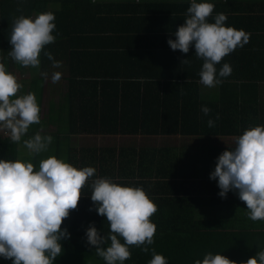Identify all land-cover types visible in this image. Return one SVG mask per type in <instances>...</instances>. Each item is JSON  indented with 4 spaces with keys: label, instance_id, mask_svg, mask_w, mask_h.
I'll list each match as a JSON object with an SVG mask.
<instances>
[{
    "label": "trees",
    "instance_id": "16d2710c",
    "mask_svg": "<svg viewBox=\"0 0 264 264\" xmlns=\"http://www.w3.org/2000/svg\"><path fill=\"white\" fill-rule=\"evenodd\" d=\"M231 2V0H227ZM214 4L209 22L218 13L228 19L226 26L250 33L242 48L225 56L232 72L219 77L218 97H205L209 87L201 85L203 61L195 55L172 50L168 40L184 23L191 0H0V63L14 75L30 73L21 83L20 94L34 93L45 130L56 129L55 156L60 135L66 143L65 160L77 168L91 166L93 177H108L118 183L141 186L157 205L151 221L156 225L149 252L131 246V259L124 264H149L152 249L168 264H194L212 252L232 260L245 261L264 250V220L253 221L237 192L221 198L217 180L210 179L217 157L216 135L242 134L264 125V9L256 3ZM247 1V0H246ZM199 2V0H198ZM51 12L56 25L55 41L45 46L66 71L64 85H50V61L44 51L40 67H23L9 57L13 19L21 14L35 17ZM187 59L188 63H181ZM58 69H61L58 68ZM47 71L48 78L41 76ZM46 105L41 112L44 83ZM212 94V93H211ZM202 106L211 109L208 115ZM217 116L219 117L217 119ZM214 126H208V120ZM40 132V128L32 133ZM183 136L191 144L162 146H69L72 135ZM71 145V144H70ZM63 153V154H64ZM18 158L17 144L0 134V159ZM91 180H89V185ZM86 185L77 209L62 224L70 233L61 241L63 249L54 264H106L87 243L86 230L94 222L101 235L110 231L100 216ZM91 208V210H90ZM123 243V239L121 238ZM110 245V241L105 245ZM0 264H12L0 257Z\"/></svg>",
    "mask_w": 264,
    "mask_h": 264
},
{
    "label": "clouds",
    "instance_id": "9594fccd",
    "mask_svg": "<svg viewBox=\"0 0 264 264\" xmlns=\"http://www.w3.org/2000/svg\"><path fill=\"white\" fill-rule=\"evenodd\" d=\"M214 7L210 0H191L184 23L174 32L175 39L167 41L172 50L185 54L194 46L196 57L203 61L200 82L209 88L222 82L217 75L227 77L232 72L229 63H224L218 73L216 65L250 40V33L226 26L228 17L222 12L215 15L214 22H209ZM54 20L51 12L14 17L9 57L23 67L38 69L41 52L56 39ZM44 55L52 61L53 69L62 67L51 52L44 51ZM40 74L48 78L47 71ZM60 79L61 72H52L53 84ZM22 87L16 75L0 63V128L7 130L11 141L18 145L29 127L40 122L35 94H20ZM201 111L208 115L211 109L202 106ZM208 126H214V120L209 119ZM52 141L51 135L36 132L22 144L28 155L34 157L48 151ZM233 143L234 148L227 147L217 157L210 179L217 180L221 198H226L230 190L237 192L247 206L249 218L264 220V125L246 128L234 137ZM95 172L94 167L77 168L55 155L41 159L38 169L22 156L15 160L0 159V257L10 259L12 264H54L63 249L61 241L70 237L62 224L77 209L89 180L93 207L100 216L106 217L110 227L107 235H101L94 222L87 228V243L94 246L95 254L106 264H124L131 259V246L143 245L142 250L149 252L147 245L154 243L156 232L151 217L157 205L143 187L118 183L108 177L93 179ZM109 241L110 245L105 247ZM151 252L149 264H168L155 249ZM194 264L238 262L220 253L208 252ZM239 264H264V250Z\"/></svg>",
    "mask_w": 264,
    "mask_h": 264
},
{
    "label": "rangeland",
    "instance_id": "374dc122",
    "mask_svg": "<svg viewBox=\"0 0 264 264\" xmlns=\"http://www.w3.org/2000/svg\"><path fill=\"white\" fill-rule=\"evenodd\" d=\"M18 81L20 83H29L30 80V73L25 72V73H17L16 75ZM44 106L46 105V99L43 102ZM36 128H40V133L42 135H50L49 132L53 131L54 128L51 127L50 125L48 128L49 130H45L41 125L39 124H33L29 127L28 133L22 138V141L24 139H29L31 136H33L35 133H32L33 131H36ZM0 134L4 137L9 136V133L7 130L0 128ZM60 143L58 147L61 148V152L58 154V158H63L65 159V153L64 151L66 150V143L68 140L62 138L64 136L60 135ZM53 137V136H52ZM219 138V135L217 136ZM230 138V139H229ZM234 138V137H233ZM21 143L18 145L17 143V151H18V158L21 156L25 160H31L33 162L35 168L38 169L39 167V162L41 159L47 158L48 156L55 155V150L57 148V140L56 137H53L52 143L49 145V149L46 152H43L39 155H36L34 157H30L28 155V151L25 147H23V144ZM193 140H186V137L179 136V137H163V136H144V135H120V136H106V135H72L69 138V146H74V147H79L81 145H94V146H106V145H111L115 144L116 146H129V145H135V146H162L165 144H191ZM233 140L231 137H225L222 139H217V144H230ZM64 153V154H63Z\"/></svg>",
    "mask_w": 264,
    "mask_h": 264
},
{
    "label": "crops",
    "instance_id": "0c3cea01",
    "mask_svg": "<svg viewBox=\"0 0 264 264\" xmlns=\"http://www.w3.org/2000/svg\"><path fill=\"white\" fill-rule=\"evenodd\" d=\"M231 2H232V4H238V3H241V2H238V1H236V0H231ZM231 2H228L227 0H222V2L221 3H231ZM244 2H250V3H256V4H258V5H261V9H264V0H244ZM241 4H244V3H241ZM262 16L264 17V13H262ZM55 71H59V72H61V79L59 80V82H57V83H55V84H53L52 83V81H50V85H54V86H58V85H60V84H62V85H64L65 83H64V77L66 76V71H65V69H64V67L62 66L61 67V69H56ZM52 72H54V71H51V73H50V75L52 74ZM27 83V82H26ZM201 85H203V84H201ZM261 88H260V97H261V99H263L264 100V81L261 83ZM48 84H47V81H45V83H44V91H43V96H42V102H41V112H42V110H43V108H44V104H43V102H44V100L46 99V95L48 94ZM217 85L215 86V87H211V88H209V89H211V90H209V92H208V95H204L205 97H218V90H217ZM212 93V94H211ZM50 125V128L51 127H53L54 128V130L56 129V126L52 123V122H50L49 124H48V126ZM50 128H47V130H49ZM53 130V131H54ZM53 131H51V132H53ZM238 135H241V134H233V135H226V136H219V138H217V136L218 135H216L214 138H212V139H214V142H212V144L214 145V146H216V147H218V148H220V150H225L227 147L229 148V149H232V148H234V143H233V141L230 143V144H217L216 142H217V139H222V138H225V137H231V139L232 140H234V138L233 137H236V136H238ZM106 136H108V135H106ZM118 136H120V135H118ZM164 137H179V136H164ZM230 139V138H229ZM186 140H189V137H186Z\"/></svg>",
    "mask_w": 264,
    "mask_h": 264
},
{
    "label": "built area",
    "instance_id": "2783aa9c",
    "mask_svg": "<svg viewBox=\"0 0 264 264\" xmlns=\"http://www.w3.org/2000/svg\"><path fill=\"white\" fill-rule=\"evenodd\" d=\"M201 83V82H200Z\"/></svg>",
    "mask_w": 264,
    "mask_h": 264
}]
</instances>
